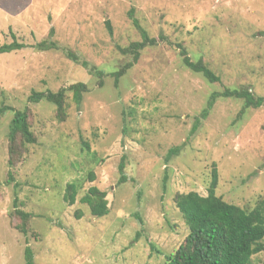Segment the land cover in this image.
I'll return each mask as SVG.
<instances>
[{
	"label": "rangeland",
	"instance_id": "rangeland-1",
	"mask_svg": "<svg viewBox=\"0 0 264 264\" xmlns=\"http://www.w3.org/2000/svg\"><path fill=\"white\" fill-rule=\"evenodd\" d=\"M131 9L171 44L143 48L115 85L112 72L130 59L119 46L140 39ZM9 30L26 46L0 53V107L27 106L35 141L18 134L10 154L13 112L0 113V264H25L26 247L35 264H165L188 234L174 196L205 195L213 164L223 199L264 201V106L241 113V99L219 96L191 132L213 92L247 87L264 97V0H0V44L11 42ZM44 39L100 70L102 84L61 50L33 47ZM176 42L220 81L188 69ZM77 81L87 91L79 104L66 92L62 118L47 100H27ZM72 181L70 205L63 194ZM92 185L107 192L105 215L80 201ZM16 209L30 213L26 233ZM250 264H264V251Z\"/></svg>",
	"mask_w": 264,
	"mask_h": 264
},
{
	"label": "trees",
	"instance_id": "trees-1",
	"mask_svg": "<svg viewBox=\"0 0 264 264\" xmlns=\"http://www.w3.org/2000/svg\"><path fill=\"white\" fill-rule=\"evenodd\" d=\"M132 12L133 10L131 9L129 17L132 24L139 31L140 39L130 42L125 47L119 46L121 53L129 55L130 59L112 72L115 85L118 84L120 77L126 70L137 62L143 48L157 45L158 42L170 43L163 34H160L158 37L150 36ZM105 24L108 32H112L110 22L106 20ZM9 32L12 40L9 43L0 44V53L12 52L26 46L22 41L16 39V35L12 30H9ZM52 34L53 30L51 29L50 35ZM174 46L178 49L182 62L188 69L195 73H200L209 82L220 81V77L202 59H191L186 48L181 43L176 42ZM33 47L38 51L61 50L70 60L85 67L88 73L97 75L99 79L98 84H102L101 77L103 73L100 70L94 66H90L87 61L81 59L70 50L60 48L54 40L44 39L35 43ZM67 91H71L73 101L79 104L83 93L87 91V85L84 82L77 81L62 86L56 91L50 89L44 91L32 90L27 100L31 103H37L42 99L47 100L54 104L56 116L62 118L65 115V95ZM219 96L241 99L243 101L241 113L250 107L258 108L264 106V97L254 94L247 87H224L221 91L210 94L206 107L196 117L191 132L197 128L200 119L206 117L214 101ZM6 110L13 112L8 126V149L9 153L12 154L15 149V138L18 134L21 137L22 143H33L35 136L30 129L27 119V106L21 109H15L12 106L0 107V113ZM85 146L88 147L86 143ZM179 148V146L170 148L166 160H169L171 155L177 153ZM124 159L123 155L118 165L120 173L118 178L119 183L125 180L123 175ZM8 163L12 164L11 158H9ZM9 176L11 177L10 173ZM92 179L93 175L90 173L89 180ZM217 184L218 173L213 164L210 183L205 195L194 190L177 192L175 194L174 202L188 227V234L179 247L171 255L165 257V264H250L254 254L264 251V201L259 200L251 208L243 207L227 201L221 195H218L216 193ZM78 189L79 186L76 182H68L64 190L63 199L68 204H73ZM106 195L107 192L105 190L92 185L80 197V201L88 205L90 213L93 216H102L108 212ZM14 204L16 205V202ZM15 214L21 219V222L15 227L19 231L26 233L30 213L16 209ZM24 259L25 264H35L33 252L29 247L25 248Z\"/></svg>",
	"mask_w": 264,
	"mask_h": 264
}]
</instances>
